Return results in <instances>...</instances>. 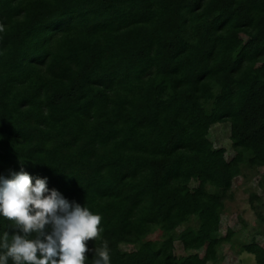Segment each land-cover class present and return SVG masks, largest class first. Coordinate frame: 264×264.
Wrapping results in <instances>:
<instances>
[{"label":"trees","instance_id":"16d2710c","mask_svg":"<svg viewBox=\"0 0 264 264\" xmlns=\"http://www.w3.org/2000/svg\"><path fill=\"white\" fill-rule=\"evenodd\" d=\"M0 25V176L102 216L86 264L103 241L110 264L215 261L233 177L264 174V0H0ZM223 122L230 159L208 138Z\"/></svg>","mask_w":264,"mask_h":264},{"label":"clouds","instance_id":"9594fccd","mask_svg":"<svg viewBox=\"0 0 264 264\" xmlns=\"http://www.w3.org/2000/svg\"><path fill=\"white\" fill-rule=\"evenodd\" d=\"M32 181L23 167L0 176V218L17 230L0 236V264H86L87 241L100 239L102 216L49 190L46 178ZM95 257L93 264H110L107 241Z\"/></svg>","mask_w":264,"mask_h":264},{"label":"rangeland","instance_id":"374dc122","mask_svg":"<svg viewBox=\"0 0 264 264\" xmlns=\"http://www.w3.org/2000/svg\"><path fill=\"white\" fill-rule=\"evenodd\" d=\"M243 38H245L243 36ZM208 138L214 148H223L226 159L235 154L229 138V124L227 122L216 123L210 126ZM196 180H191L189 186L195 187ZM210 191L213 188L209 187ZM190 225H195V217L191 218ZM186 224L175 229L178 234ZM232 231L228 240L223 239L227 230ZM163 234L154 230L148 236L153 240H160ZM217 237L221 241L217 248L215 261H207L205 264H255L253 256L242 250V245L255 241L264 248V174L262 168H255L243 163L240 173L233 177L230 189L222 198V209L220 211V226ZM132 243H120L119 248L123 252L135 249ZM196 252L200 256L203 250L186 251L181 242L175 240L173 253L177 257Z\"/></svg>","mask_w":264,"mask_h":264}]
</instances>
